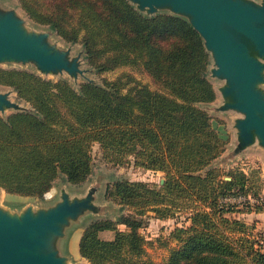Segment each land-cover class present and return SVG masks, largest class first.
Instances as JSON below:
<instances>
[{
  "label": "trees",
  "instance_id": "obj_1",
  "mask_svg": "<svg viewBox=\"0 0 264 264\" xmlns=\"http://www.w3.org/2000/svg\"><path fill=\"white\" fill-rule=\"evenodd\" d=\"M18 2L35 23L66 42L80 41L93 70L138 66L159 88L135 84L123 91L125 82L116 79L75 89L64 79L0 68V85L31 106L0 115V188L38 199L59 176L82 183L98 143L106 161L123 165L132 157L135 166L162 172L164 182L155 189L124 179L108 187L107 196L130 211L116 222L92 221L82 231L78 252L90 264H264L263 242L237 216L264 212V196L248 199L249 190L260 189L253 181L257 172L234 169L224 180L207 168L225 140L200 106L216 94L207 78L209 53L192 25L170 13L147 16L128 0ZM230 197L243 199L225 201ZM183 202L194 210L187 226L170 232L177 246L164 261L148 258L138 232L143 216L152 211L165 218ZM102 231L113 236L103 239Z\"/></svg>",
  "mask_w": 264,
  "mask_h": 264
},
{
  "label": "water",
  "instance_id": "obj_2",
  "mask_svg": "<svg viewBox=\"0 0 264 264\" xmlns=\"http://www.w3.org/2000/svg\"><path fill=\"white\" fill-rule=\"evenodd\" d=\"M128 1L147 16L167 9L192 25L209 53L210 75L225 82L219 89L227 98L222 110L240 115L233 125L237 138L234 151L253 144L264 151V0ZM22 22L14 11H0V64L30 61L43 73L78 71L76 59L69 62L66 52L53 50L47 43V32H28ZM7 96L0 93V110L13 106ZM26 104L13 112L31 110ZM89 200L90 195L71 199L64 191L46 208L27 206L10 213L0 207V264H67L72 254L67 249L58 251L57 244L65 236L64 228L92 208Z\"/></svg>",
  "mask_w": 264,
  "mask_h": 264
},
{
  "label": "rangeland",
  "instance_id": "obj_3",
  "mask_svg": "<svg viewBox=\"0 0 264 264\" xmlns=\"http://www.w3.org/2000/svg\"><path fill=\"white\" fill-rule=\"evenodd\" d=\"M254 1L258 2L259 0ZM9 10L14 11L22 19V25L26 31L31 33L47 32V43L53 50L66 52V58L69 62L76 59L78 71L73 74H69L66 71L43 73L30 61L24 63L3 62L0 64L1 67L26 70L53 82L64 79L75 89L83 83L103 84L116 79L125 82L123 91L135 84H145L151 90L159 88L158 84L138 66H120L102 73L93 70L85 58V51L80 41L71 44L49 30L46 25L35 23L21 9L18 0H0V11ZM158 11L157 13L169 12L167 9ZM207 77L215 90L216 97L210 103L201 104V107L205 109L211 118L214 129L225 140L223 151L212 160L207 168L217 169V174L224 180H229L225 178H228V172L234 169H240L246 173L250 171L257 172L253 173V181L255 184H259L260 189L253 187L249 190L248 199L250 202H255L256 200L260 202L264 200L262 198L264 196V151L257 144H253L243 150L234 151L237 146V138L236 129L233 125L235 118L240 115L234 111L222 110L223 103L226 102L227 98L222 97L219 89L225 85L224 80L213 77L209 71ZM0 93H8L7 97L13 104V106H4L0 110V115H8L18 107L27 106L14 92H11L8 86L0 85ZM91 166V173L82 183L71 184L65 181L62 176H59L54 181V186L46 193L50 194H44L40 199L10 195L0 189V207L10 213L20 212L27 206H31L33 210L52 206L59 200L61 193L64 191L68 193L71 199H80L90 195L89 202L92 208L84 211L76 220L71 221L64 228L65 236L57 244L58 251L65 253L67 249L71 252L72 257L67 260V264H90L86 258L83 259L78 254L79 238L89 223L99 219H108L116 222L121 214L129 213L130 210L128 208H123L116 200L107 196L106 191L109 186L117 180L126 179L133 182H144L149 187L157 189L164 182V174L162 172L137 167L134 165L132 157L123 165L106 161L102 156L98 143H93L91 147ZM193 210L188 203L183 202L178 207L173 208L171 213L165 218H156L152 211L145 213L143 217L146 220V224L138 232L146 240L145 250L148 258L156 262L164 261L167 258L169 250L177 246L174 238L170 236L171 230L177 226H187L190 222L188 216ZM261 213L264 216V212ZM256 214L253 212L240 213L237 216L247 222L249 224L248 227L253 226L250 229L251 234L261 240L264 246V218H259ZM118 228L124 229L125 227L123 224H119ZM99 236L103 239H108L113 236V232L102 231Z\"/></svg>",
  "mask_w": 264,
  "mask_h": 264
},
{
  "label": "built area",
  "instance_id": "obj_4",
  "mask_svg": "<svg viewBox=\"0 0 264 264\" xmlns=\"http://www.w3.org/2000/svg\"><path fill=\"white\" fill-rule=\"evenodd\" d=\"M242 199H243L242 197H230V198H226L225 201H229V202H239Z\"/></svg>",
  "mask_w": 264,
  "mask_h": 264
},
{
  "label": "crops",
  "instance_id": "obj_5",
  "mask_svg": "<svg viewBox=\"0 0 264 264\" xmlns=\"http://www.w3.org/2000/svg\"><path fill=\"white\" fill-rule=\"evenodd\" d=\"M256 215H257V217H259V218H261V217L264 218L263 213H257ZM108 239H110V238H108ZM78 254H79V252H78ZM79 256H80V254H79Z\"/></svg>",
  "mask_w": 264,
  "mask_h": 264
}]
</instances>
